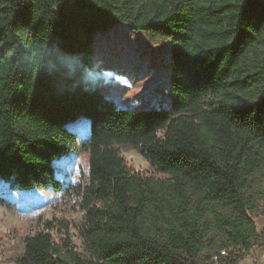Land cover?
Returning <instances> with one entry per match:
<instances>
[{
  "label": "trees",
  "instance_id": "obj_1",
  "mask_svg": "<svg viewBox=\"0 0 264 264\" xmlns=\"http://www.w3.org/2000/svg\"><path fill=\"white\" fill-rule=\"evenodd\" d=\"M116 23L170 40L168 106L101 93L110 73L94 63L95 31ZM79 115L94 260H68L38 231L16 264H240L264 245L250 215L264 166V0H0V176L59 190L52 160L77 143L64 123ZM120 144L163 176L134 172Z\"/></svg>",
  "mask_w": 264,
  "mask_h": 264
},
{
  "label": "rangeland",
  "instance_id": "obj_2",
  "mask_svg": "<svg viewBox=\"0 0 264 264\" xmlns=\"http://www.w3.org/2000/svg\"><path fill=\"white\" fill-rule=\"evenodd\" d=\"M170 50L169 39L134 32L128 25L116 23L104 31H95L94 63L110 73L106 81L100 82L101 93L119 106H168ZM64 125L76 133L77 143L66 154L52 160L55 176L61 183L59 190L52 187L17 190L10 180L0 176V196L7 203L0 204V264H16L24 249V237L38 231H50L61 255L68 260L74 257L94 260L86 239V211L81 194L89 181V152L85 142L89 117L79 115ZM117 146L134 172L163 176L138 149L129 144ZM251 186L257 202L250 215L263 234L264 201L260 191L264 189V166L254 172ZM216 253L212 248L208 255ZM240 264H264V245L253 246Z\"/></svg>",
  "mask_w": 264,
  "mask_h": 264
},
{
  "label": "built area",
  "instance_id": "obj_3",
  "mask_svg": "<svg viewBox=\"0 0 264 264\" xmlns=\"http://www.w3.org/2000/svg\"><path fill=\"white\" fill-rule=\"evenodd\" d=\"M222 252L224 253V252H225V250H222Z\"/></svg>",
  "mask_w": 264,
  "mask_h": 264
}]
</instances>
